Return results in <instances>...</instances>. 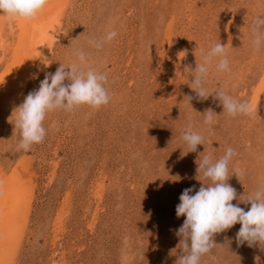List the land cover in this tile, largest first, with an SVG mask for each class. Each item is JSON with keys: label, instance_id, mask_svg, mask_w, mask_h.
Returning a JSON list of instances; mask_svg holds the SVG:
<instances>
[{"label": "rangeland", "instance_id": "obj_1", "mask_svg": "<svg viewBox=\"0 0 264 264\" xmlns=\"http://www.w3.org/2000/svg\"><path fill=\"white\" fill-rule=\"evenodd\" d=\"M67 6L46 58L31 65L12 106L37 90L46 73L67 66L76 49L107 74L112 99L97 110L49 113L44 142L29 152L16 151L15 116L0 110L1 187L23 184L29 203L15 264H177L183 253L176 231L186 219L176 215L179 197L210 183L198 176L200 156L219 159L226 147L235 149L228 183L238 197L264 183V48L251 45L264 0H69ZM7 25L0 77L19 35L16 23L12 34ZM109 30L118 35L103 48L87 43ZM213 43L227 46L230 71L213 65L205 87L248 102L252 117H230L215 94L201 100L190 87L186 69H195ZM209 109L216 113L211 126L204 124ZM189 125L205 137L197 152L182 139ZM59 217L64 229L56 240ZM240 227L216 234L201 264H264L259 244H237Z\"/></svg>", "mask_w": 264, "mask_h": 264}, {"label": "clouds", "instance_id": "obj_2", "mask_svg": "<svg viewBox=\"0 0 264 264\" xmlns=\"http://www.w3.org/2000/svg\"><path fill=\"white\" fill-rule=\"evenodd\" d=\"M47 4L48 0H0V17L6 18L10 24L17 20H34ZM251 34L252 48L258 52L264 48V16L254 18ZM117 35L115 30H109L102 38H89L87 43L101 49ZM201 55L202 62L197 63L195 69H186L193 77L190 87L196 96L207 100L215 94L228 116L252 117L254 109L248 102L235 99L223 89L212 93L205 87L213 65L217 72L230 71L227 46L210 44L206 52L201 50ZM72 56L74 59L67 66L60 63L54 73H46L39 88L29 92L23 103L14 109V127L19 129L20 134L17 152H29L33 145L44 142L48 133L44 122L49 113L58 110L72 113L82 106L97 110L111 102L112 96L106 87L107 74L90 66L83 49L74 50ZM188 98L189 101L192 99ZM215 114L213 110H207L204 124L211 126ZM182 139L188 145V152H197L198 145H204L205 141L202 133L191 131V125L182 134ZM235 155V149L228 146L219 159H214L211 153L198 159V176L202 174L204 180L210 183L203 182L198 191L194 187L184 189L179 197L176 215L186 219L176 231L182 238L179 245L183 253L177 264H201V258L217 245L214 236L238 223L241 227L235 237L237 244L242 246L247 243L249 247L259 244L264 249V183L252 194L238 197L236 189L228 183L229 164ZM234 174L240 177L243 173L234 170ZM237 199L240 203L250 204V209L245 211L239 203L233 204Z\"/></svg>", "mask_w": 264, "mask_h": 264}, {"label": "bare ground", "instance_id": "obj_3", "mask_svg": "<svg viewBox=\"0 0 264 264\" xmlns=\"http://www.w3.org/2000/svg\"><path fill=\"white\" fill-rule=\"evenodd\" d=\"M68 3L69 0H54V2L48 0L47 6L36 19L17 20L8 27L10 30L8 34H12L15 31L13 27L16 23L19 35L15 37V31L13 37L16 39L11 38L14 50L12 49V54L8 57L9 63L0 77V110L4 111L1 110L3 114L8 113L9 115V113L14 112L16 106L14 107L12 104L14 105L15 91L17 92L18 89L22 88L30 78L31 65L35 61L42 63L46 58L47 52L56 37L55 34L59 31L58 27L62 18H64ZM7 23L9 24L6 18L0 17V49L3 52L7 50L9 52V49L6 50L8 46L5 43L7 42V34L3 31V27ZM41 63L38 65H41ZM12 107H14L13 110ZM25 186H28V184H25ZM27 201L23 184L6 185L4 188V186L1 187L0 183V264H15V256L19 251L25 232L24 217L29 206ZM58 219L55 228L57 232L54 235L56 240H58L61 231L64 229L63 222L65 220L63 217Z\"/></svg>", "mask_w": 264, "mask_h": 264}]
</instances>
